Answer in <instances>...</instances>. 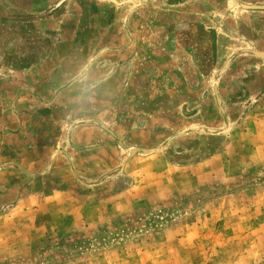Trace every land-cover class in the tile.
Listing matches in <instances>:
<instances>
[{
  "label": "rangeland",
  "instance_id": "rangeland-1",
  "mask_svg": "<svg viewBox=\"0 0 264 264\" xmlns=\"http://www.w3.org/2000/svg\"><path fill=\"white\" fill-rule=\"evenodd\" d=\"M46 1L0 0L30 19L68 3L82 31L67 27L76 74L51 120L26 82L41 74L0 71V264H264V0ZM113 23L143 34L144 63L163 64L140 104L105 87L108 52L121 68L128 47L120 30L108 49ZM184 23L211 60L201 77L171 73L170 44L157 45ZM176 91L190 103L160 115V94ZM90 124L100 134L78 140Z\"/></svg>",
  "mask_w": 264,
  "mask_h": 264
},
{
  "label": "crops",
  "instance_id": "crops-1",
  "mask_svg": "<svg viewBox=\"0 0 264 264\" xmlns=\"http://www.w3.org/2000/svg\"><path fill=\"white\" fill-rule=\"evenodd\" d=\"M44 3L45 1L38 2L37 5H44ZM34 7L35 5H32L30 9H24L23 13H31L30 11L34 10ZM10 9L11 8L6 6L2 7L0 4V71L10 73V75L13 76L24 73H31L32 76L35 73L41 74V78H39L38 82L34 80V77H32L33 80L28 79L26 82L32 81V87H36L39 91L38 95L41 99V107L46 111L43 112L42 117L39 115L40 118H48L51 120L52 117L44 116L45 113H47V111H52V109L59 110L65 108L67 103L66 82L72 80V77L76 74V68L70 67V62L67 61V57L71 56V54H68L69 48L67 42L70 38H68L69 30H67V27L70 25L75 26L74 38L77 40V36L82 33L81 29L80 32H77L80 23L77 22L78 18L76 16L71 17L68 13V10L70 9V4L68 3L64 4L62 8L63 12L60 17H55V15H45L30 19L27 14L24 15V17H19L18 14L16 15V13ZM14 9V11H18L17 8ZM158 24V21H156L155 25L157 26ZM117 25L118 26L113 23L111 27L110 25L104 27L107 32V47L109 49V46L112 45L113 47V45L116 44L114 34H116L115 31L119 32L120 30H124V32L122 31L123 41H127L128 47L125 42L123 52H119V56L121 55L123 57L121 68L120 65L118 66L115 64L116 59L114 58V53L111 51L108 52L110 60L106 62L107 82L105 87L109 94L112 93V97L114 98L116 97L115 95L117 94L118 89H121L123 95L122 103L126 106L127 104L130 105L132 103L140 104L141 102L138 101L140 100V97L144 95L142 92L144 91L143 89H149L152 86V83L155 86L161 85L164 78H166L163 73V64L150 65L144 63L143 57L147 55V51L144 48V44L141 42L144 41L141 39L143 34H132L129 32L130 29L128 30V28L125 27V23H118ZM180 26L182 29L181 31H178L179 33L177 34L172 32L166 34V37L164 38H162V33L158 32V35H156V37H158L156 38V41L159 47L162 48L164 44H170V49H167L168 51L165 52V54L168 55L171 64L174 67L170 70L171 73L179 74L180 71L190 70L195 75L197 74L198 77H201L200 73L206 71L209 73L211 71V60L208 58L206 60L204 59L205 46L203 44H195L198 39L195 37L193 31L194 27L190 28L188 23L180 24ZM185 27L186 30H184ZM132 41H134L133 44H131ZM135 42H138V45L130 49ZM200 47H202V52H199ZM158 51L163 53L162 49H158L157 52ZM98 54L97 51V55ZM200 54L202 56H200ZM148 59H150V57H148ZM216 62L217 60H215L214 67L217 66ZM223 70L224 68H222L220 72ZM55 74L58 75L55 76ZM99 74L100 72L98 71L96 75ZM48 75L49 83H44ZM152 77H155L156 79L154 80ZM10 80H12V78H10ZM40 80H42V83L39 82ZM177 83L178 81L170 83V88L173 90L179 88ZM99 87L104 88V84ZM57 89L59 90L58 93H56ZM159 89L162 90L163 88L158 86L157 93H162V91L159 92ZM160 96L161 100L159 104L161 106L170 105V108L164 110L160 115L172 114L181 104L190 103L183 100L184 98H182V96H184V94H180L178 91L169 94V96H162V94H160ZM155 99L158 98L155 96ZM18 102L19 101L16 98H12V101L10 100V105L12 107L18 106ZM2 103L3 101L0 96V107L5 105ZM154 105L156 104L151 103V106ZM150 111L154 112L152 110ZM144 112H146L145 109H141L137 115L141 116L145 114ZM18 113V108H15V110L11 109L10 111V114L15 119L22 117ZM27 115L29 120H33L36 117L35 112H31ZM0 122H2L1 115ZM92 124L85 125L83 128L76 130L74 134L75 137L80 141L87 142L88 139L89 142H92L94 136L100 134L98 127L96 125L95 127ZM32 133L35 134L34 129L32 130Z\"/></svg>",
  "mask_w": 264,
  "mask_h": 264
}]
</instances>
